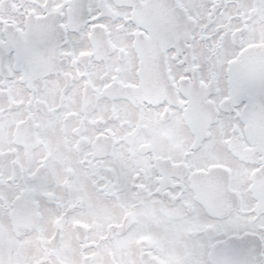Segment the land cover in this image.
Instances as JSON below:
<instances>
[{
	"label": "snow or ice",
	"instance_id": "6c2138e0",
	"mask_svg": "<svg viewBox=\"0 0 264 264\" xmlns=\"http://www.w3.org/2000/svg\"><path fill=\"white\" fill-rule=\"evenodd\" d=\"M0 264H264V0H0Z\"/></svg>",
	"mask_w": 264,
	"mask_h": 264
}]
</instances>
